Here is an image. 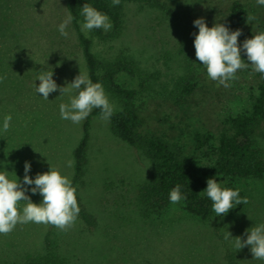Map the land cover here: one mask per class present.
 I'll return each instance as SVG.
<instances>
[{"label":"rangeland","instance_id":"374dc122","mask_svg":"<svg viewBox=\"0 0 264 264\" xmlns=\"http://www.w3.org/2000/svg\"><path fill=\"white\" fill-rule=\"evenodd\" d=\"M65 1L0 0V76L5 77L0 82V128L6 115L12 117L9 130L0 131V171L7 170L10 179L18 177L23 182L25 161L31 164L29 175L33 179L48 171L50 165L71 178L68 161H72V150L81 137L82 122L62 119L59 106L69 103L75 93L60 95L56 91L45 100L35 91L40 83L37 72L42 67L53 71V79L60 86L72 82L79 72L86 74L74 25H68L67 38L58 31L68 16ZM155 1V5L125 1L124 28L116 40L100 42L90 32L88 37L98 56L123 51L143 70H158L152 92L136 97V129L141 134L161 135L181 157L194 155L199 168L204 167L212 160L194 150L193 135L209 131L216 144L219 133L227 130V119L249 109L256 85L252 65L238 70V79L229 81L225 88L208 78L206 68L195 61L198 83L192 93L179 101L167 97L180 68L176 52L180 36L172 27L171 15L179 18L186 34L185 48L195 55L193 33L199 29L193 21L203 17L209 27L222 23L232 0ZM238 1L255 17L238 37L241 46L246 38L264 32L256 29L264 22V6L256 0ZM116 81L137 87L135 78L125 73H119ZM104 92L117 111L115 99ZM90 123L87 161L78 193L94 224L88 227L77 217L64 231L50 224L18 223L11 233L0 234V264L22 263L27 255L41 250L45 235L72 264H264L253 259L250 246L239 251L233 247L235 237L246 239V229L264 224V177L234 180L248 203L223 217H194L185 211L182 201L143 217L135 191L147 178L148 159L114 136L109 121L101 115L92 116ZM256 140L264 154V132ZM33 186H26L27 195L40 203L42 196L31 192ZM24 204L20 202L21 210ZM227 231L233 236L230 240L224 239Z\"/></svg>","mask_w":264,"mask_h":264},{"label":"trees","instance_id":"16d2710c","mask_svg":"<svg viewBox=\"0 0 264 264\" xmlns=\"http://www.w3.org/2000/svg\"><path fill=\"white\" fill-rule=\"evenodd\" d=\"M125 1L127 0H120L119 5L112 6V0H66L65 6L68 16L73 17L71 22L77 32L86 74L93 82H99L119 106L108 120L110 131L128 145L140 150L150 163L147 178L137 186L135 191L139 214L147 217L153 212L162 211L171 204L170 190L179 184L181 193L187 197L186 200H181L185 211L197 218L208 217L215 214L212 211L211 200L203 193L208 178H216L222 187L236 190L234 185L236 179L264 177V154L256 144V139L264 132V74L255 72L252 67L256 85L255 93L249 98V109L227 119V130L224 129L219 133L216 144H213V136L209 131L195 132L192 138L194 150L209 156L212 160L206 166L199 168L194 155L181 157L161 135L141 134L136 129L139 120L136 97L143 92H152L151 84L158 76V70L152 72L143 70L131 54L123 51L110 56H98L93 50L92 39L88 36L86 38L80 30V22L83 21L80 14L81 7L84 3H88L107 14L113 25L107 32L101 29L91 30L92 38L106 43L116 40L124 28ZM138 1H144L149 5H155L156 2L155 0ZM247 15L245 5L238 0H232L222 23L230 31L239 29L242 34L247 28ZM171 22L175 33L180 36L179 48L176 50L177 55L180 56V68L177 77L172 78V87L167 97L179 101L192 93L198 83V70L195 63L197 60L196 56L185 48L183 39L186 34L182 30L179 18L171 15ZM256 29L264 30V22L256 25ZM241 55L245 63L250 64L246 60L247 56L243 49ZM119 73L134 77L137 87H125L118 83L116 76ZM96 115H101L100 109H93L82 121L81 137L71 154L73 165L70 181L75 188L80 208L77 217L88 227L94 224V218L83 206L78 187L87 161L90 121L91 117ZM221 179L224 182L221 183ZM239 193L242 198V192L239 191ZM240 205H236L233 209ZM20 264L72 263L60 249L51 245L50 239L45 235L41 250L27 255ZM231 264L234 263L231 262Z\"/></svg>","mask_w":264,"mask_h":264},{"label":"clouds","instance_id":"9594fccd","mask_svg":"<svg viewBox=\"0 0 264 264\" xmlns=\"http://www.w3.org/2000/svg\"><path fill=\"white\" fill-rule=\"evenodd\" d=\"M256 3L264 6V0H256ZM119 4L120 0H112V6ZM80 14L83 17L80 27L86 38L93 29L109 31L113 26L107 14L88 3L83 4ZM72 19L73 17L69 15L58 25L61 36L68 37L66 29ZM253 20H255L254 16L247 15V22ZM193 24L199 29L198 33H193L196 60L206 68L208 78L218 82V86L229 87V81L238 79L237 71L249 66L241 57L242 49L253 70L264 74V32L246 38L241 47L238 44V37L241 35L239 29L230 31L223 23H215L209 27L203 17L195 19ZM4 78L0 76V82ZM36 80L40 83L35 86V91L45 100L49 99L50 93L56 91H59L60 95L75 93L70 96L69 103H61L59 106L61 118L64 120L79 124L93 109H100L101 118L104 120H109L114 114L115 108L106 96L102 85L99 82H93L87 74L79 72L72 82H66V86H60L53 79V71H46L42 67L37 72ZM11 119L10 115L4 117L0 131L9 130ZM72 165L73 161H68V166L72 167ZM30 169V162L25 161L23 182L17 176V179H10L7 170L0 171V234L7 235L18 223L29 222L50 224L66 231L73 226L80 211L75 188L70 179L53 169L51 165L48 171L38 173L34 179L29 175ZM30 185H34L31 187L33 194L39 193L42 196L40 203H34L27 195L26 186ZM203 193L211 200L212 211L216 216L223 217L236 205L248 203L246 197H240L238 189L222 187L216 178L207 179V186ZM186 199V195L181 193L179 184L169 192V200L172 204ZM21 201L26 202L22 210L20 209ZM243 235L247 238L242 239L237 236L233 241L236 251L250 246L253 259L264 261V224L246 229ZM231 238H233L232 234L229 231L225 232L224 239Z\"/></svg>","mask_w":264,"mask_h":264}]
</instances>
